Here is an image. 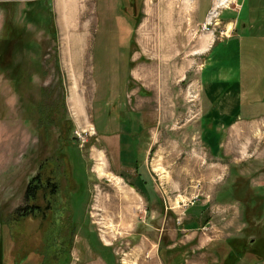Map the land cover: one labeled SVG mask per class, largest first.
I'll return each instance as SVG.
<instances>
[{
	"label": "rangeland",
	"instance_id": "obj_1",
	"mask_svg": "<svg viewBox=\"0 0 264 264\" xmlns=\"http://www.w3.org/2000/svg\"><path fill=\"white\" fill-rule=\"evenodd\" d=\"M262 15L264 0H0V264H222L238 245L237 264H264L262 215L219 200L245 179L264 192V116L217 120L199 97L211 45Z\"/></svg>",
	"mask_w": 264,
	"mask_h": 264
},
{
	"label": "crops",
	"instance_id": "obj_2",
	"mask_svg": "<svg viewBox=\"0 0 264 264\" xmlns=\"http://www.w3.org/2000/svg\"><path fill=\"white\" fill-rule=\"evenodd\" d=\"M262 16L263 19L257 22V31L254 33H245L249 28L246 23H242L240 29L237 26L234 28L232 23V32L210 47L207 61L200 71V75L206 70L207 74L204 81L199 78V97L202 103V93L207 91V97L212 104L208 114L217 120H223L234 112L237 116L243 112L246 118H236L232 123L264 116L257 117L255 114V109L264 103L261 96L264 92V15ZM217 43H225L227 47L233 46L235 54L226 61L219 59L214 62L209 55ZM201 103L200 109L204 111ZM216 125L220 126L222 123L216 122Z\"/></svg>",
	"mask_w": 264,
	"mask_h": 264
},
{
	"label": "trees",
	"instance_id": "obj_3",
	"mask_svg": "<svg viewBox=\"0 0 264 264\" xmlns=\"http://www.w3.org/2000/svg\"><path fill=\"white\" fill-rule=\"evenodd\" d=\"M6 22V29L11 28L12 32H15L14 28L12 29V21L9 19L5 21ZM8 30V31H9ZM7 36L0 39V68L3 70H6L9 66L5 63V51H7L8 43H7ZM34 189L33 187H28L26 190V195L28 196L29 192ZM223 197L219 198V200H224L226 197H228L230 200L233 198H237L241 200V204L244 206V211L247 212L248 210L253 214L254 217L261 216V218H264V192L260 190H255L254 188L250 187V183L248 179H245L243 184L236 188L235 191L232 192H224L222 194ZM237 197H236V196ZM243 199V200H242ZM220 201V202H222ZM39 208L37 206H34L33 208ZM245 216L247 218V213H245ZM264 226L261 227V230L263 231ZM248 245V244H247ZM230 246V245H229ZM3 248L2 245H0V256H2ZM245 249L242 245H238L235 247H231L230 250L227 251V253L224 256L223 263L222 264H237L239 260L244 257Z\"/></svg>",
	"mask_w": 264,
	"mask_h": 264
},
{
	"label": "bare ground",
	"instance_id": "obj_4",
	"mask_svg": "<svg viewBox=\"0 0 264 264\" xmlns=\"http://www.w3.org/2000/svg\"><path fill=\"white\" fill-rule=\"evenodd\" d=\"M122 195H123V194H122ZM122 199H123V198H122ZM124 199H125V198H124ZM124 199H123L122 201L126 203L127 200H126V199L124 200ZM118 200H119V199H118ZM129 201H130V200H129ZM125 203H123V204H125ZM118 207H119V206H117V208H115V212H114V215H115V216H117L118 213L120 212V210L118 209ZM120 214H121V213H120Z\"/></svg>",
	"mask_w": 264,
	"mask_h": 264
},
{
	"label": "flooded vegetation",
	"instance_id": "obj_5",
	"mask_svg": "<svg viewBox=\"0 0 264 264\" xmlns=\"http://www.w3.org/2000/svg\"><path fill=\"white\" fill-rule=\"evenodd\" d=\"M141 183V182H140ZM137 186H142V184L141 185H137ZM93 243V242H92ZM94 244V243H93ZM93 244H91L92 246H93ZM92 248H96V250H98L99 248L97 247V246H94V247H92Z\"/></svg>",
	"mask_w": 264,
	"mask_h": 264
}]
</instances>
